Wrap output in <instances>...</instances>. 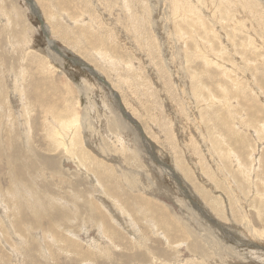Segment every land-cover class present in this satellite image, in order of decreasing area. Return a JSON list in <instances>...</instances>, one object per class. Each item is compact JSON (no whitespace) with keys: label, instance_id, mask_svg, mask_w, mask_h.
I'll list each match as a JSON object with an SVG mask.
<instances>
[{"label":"rangeland","instance_id":"374dc122","mask_svg":"<svg viewBox=\"0 0 264 264\" xmlns=\"http://www.w3.org/2000/svg\"><path fill=\"white\" fill-rule=\"evenodd\" d=\"M184 1L0 0V264H264V0Z\"/></svg>","mask_w":264,"mask_h":264},{"label":"bare ground","instance_id":"6f19581e","mask_svg":"<svg viewBox=\"0 0 264 264\" xmlns=\"http://www.w3.org/2000/svg\"><path fill=\"white\" fill-rule=\"evenodd\" d=\"M173 1H174V0H173ZM175 1H176V0H175ZM183 1H184V0H183ZM199 1H200V0H199ZM237 1H239V3L242 2V6H240L239 3H233L231 0H221L220 3H219L218 8H219V9L221 8V10H222V12H223V11H224V7H225V6L223 5V3H224V4L227 3L228 6H231V5H232V6L235 8V11L237 10V8H239V6H240L241 8H243V9H246L244 6H246V7L248 6V7H251L250 9H251V12H252V8L254 7V3H253L254 0H245V1H244V0H237ZM237 1H236V2H237ZM262 1H263V0H262ZM184 2H185V1H184ZM181 3H182V2H181ZM244 4H245V5H244ZM37 5H38V4H37ZM96 5H97V4H96ZM176 5H177V4H176ZM182 5H183V4H182ZM182 5H181V6H182ZM250 5H251V6H250ZM117 6H118V4H117ZM122 6H123V5H122ZM181 6H180V7H181ZM183 6H184V5H183ZM183 6H182V8H183ZM186 6H187V11H188V10H191V11H190V12H191V15H189L190 13H189V14L187 13V17L191 16L192 19H193L194 17H193L192 15L195 14V12H196V7H195L192 3H191V4H188V5H186ZM100 7H101V6H100ZM128 7H129V6H128ZM178 7H179V6H178ZM178 7H176V9H177ZM208 7H209V6H208ZM216 8H217V7H216ZM126 9H127V8H126ZM129 10H130V9H129ZM185 10H186V9H185ZM203 10H204V9H203ZM215 10L218 11L217 9H215ZM253 10H254V9H253ZM172 11H173V10H172ZM177 11H178V10H177ZM181 11H182V9H181ZM181 11H180V12H181ZM187 11H186V12H187ZM201 11H202V10H201ZM212 11H213V10H212ZM216 11H215V12H216ZM241 11H243V10H241ZM175 12H176V11H175ZM175 12H174V13H175ZM182 12H183V11H182ZM182 12H181V13H182ZM177 13H178V12H177ZM213 13H214V12H213ZM214 14H215V13H214ZM214 14H213V17H214ZM90 15H91V14H90ZM184 15H185V13H184ZM227 15H228V14H227ZM234 15H235V14H234ZM181 16H182V14H181ZM185 16H186V15H185ZM216 16H219V15L217 14V15H215V17H216ZM183 17H184V16H183ZM209 17H210V16H209ZM234 17H235V16H234ZM236 17H237V16H236ZM184 18H185V17H184ZM189 18H190V17H189ZM254 18H255V17H254ZM187 19H188V18H187ZM216 19H217V18H216ZM255 19H256V18H255ZM262 19H263V18H262ZM262 19H261V20H262ZM184 20H185V19H184ZM193 20H194V19H193ZM222 20H223V19H222ZM237 20H238V19H237ZM238 21H239V20H238ZM255 21H256V20H255ZM240 22H241V21H240ZM240 22H239V23H240ZM95 23H96V22H95ZM102 23H103V22H102ZM111 23H112V22H111ZM243 23H244V22H243ZM113 26H114V25H113ZM188 26H189V25H188ZM179 27H180V26H179ZM184 27H185V26H184ZM93 28H94V27H93ZM113 31H114V30H113ZM118 32H119V31H118ZM143 33H144V32H143ZM113 34H114V33H113ZM110 36H111V35H110ZM113 36H114V35H113ZM189 37H190V36H189ZM112 38H113V37H112ZM112 38H111V40H112ZM205 40H206V39H205ZM112 41H113V40H112ZM96 42H97V41H96ZM200 44H201V43H200ZM223 44H224V43H223ZM191 47H192V46H191ZM191 47L189 46L188 48H191ZM120 50H121V49H120ZM204 50H205V49H204ZM230 51H231V50H230ZM99 53H100V50H99ZM202 54H203V53H202ZM202 54H201V55H202ZM102 56H103V54H102ZM180 56H181V55H180ZM190 56H191V55H190ZM190 56H189V57H190ZM186 58H187V57H186ZM102 59H103V57H102ZM240 59H241V58H240ZM209 62H211V61H208V64H209ZM217 63H218V62H217ZM98 66H99V65H98ZM236 66H237V65H236ZM238 66H240V65H238ZM219 67H221V66H219ZM252 67H253V66H252ZM224 69H225V68H224ZM241 69H243V68H241ZM241 69H237V71H238V70H241ZM208 70H209V69H208ZM233 71H234V70H233ZM233 71H232V72H233ZM209 72H210V71H209ZM243 72H244V71H243ZM246 72H247V71H246ZM42 73H43V72H42ZM52 73H53V72H52ZM224 73H225L226 76L224 75ZM230 73H231V72H230ZM239 73H240V72H239ZM241 73H242V72H241ZM43 74H44V73H43ZM221 74L225 76V77H223V78H229V79H231V81H232L233 83L236 82V83L238 84L239 79H236V77H235V79L231 78V76H230V75H227V72H226V71H223V69H222V73H221ZM228 74H229V72H228ZM246 74H247V73H246ZM52 75H53V74H52ZM222 75H221V76H222ZM233 75H235V74H233ZM209 76H210V75H209ZM57 82H58V80H57ZM240 82H241V81H240ZM222 83H223V82H222ZM248 83H249V82H248ZM248 83H246V84H248ZM237 84H236V85H237ZM241 84H242V82H241ZM242 85H243V84H242ZM260 85H261V84H260ZM222 86H223V85H222ZM181 87H182V86H181ZM237 87H239V85H237ZM242 87H243V86H242ZM228 90H229V89H228ZM226 91H227V90H226ZM243 91H244V90H243ZM191 93H192V91H191ZM216 93H217V92H216ZM225 93H226V92L223 90V94H222V95H223V96L225 97V99H226V103L223 102V105L227 104V106L231 107V106H232V99H233V97L230 95V93H229L230 96H228V95L225 94ZM183 94H184V92H183ZM183 94H182V96H183ZM211 95H213L215 98H218V99H221V98H222V97H220V96H217V95L214 94L213 92H210V96H211ZM220 95H221V94H220ZM185 96H186V95H185ZM185 96H184V98H185ZM198 96H199V95H198ZM235 96H236V95H235ZM238 96H239V95H238ZM244 98H245V97H244ZM246 98H247V97H246ZM203 99H204V98H203ZM211 99H212V98H211ZM69 100H70V99H69ZM234 100H235V99H234ZM184 101H185V100H184ZM219 101L222 102L223 99H221V100H219ZM235 101H236V100H235ZM238 101H239V100H238ZM37 102H38V101H36V100H34V99L31 101V103H32V104H35V105L38 104ZM185 102H186V101H185ZM217 102H218V101H217ZM28 104H29V103H28ZM238 104H240V103H238ZM186 105H188L187 102H186ZM189 105H190V104H189ZM218 105H219V104H218ZM30 106H31V105H30ZM37 106H38V105H37ZM209 106H210V105H209ZM213 106H214V105H213ZM215 106H216V105H215ZM215 106H214V107H215ZM188 107H189V106H188ZM221 107H222V106H221ZM229 107H228V108H229ZM209 108H210V107H209ZM226 109H227V108H226ZM231 109H232V108H231ZM69 110H70V109H69ZM211 110H212V109H211ZM223 110H224V109H223ZM229 110H230V109H229ZM229 110H228V111H229ZM48 111H49V110H48ZM46 112H47V111H46ZM50 112H51V111H50ZM65 112H66V111H65ZM210 112H211V111H210ZM214 112H215V110H214ZM226 112H227V111H226ZM243 112H244V111H243ZM258 112H259V111H258ZM230 113H231V112H230ZM230 113H229V114H230ZM49 114H50V113H49ZM70 114H71V113H70ZM204 114H205V113H204ZM223 114H224V113H223ZM236 114H237V113H236ZM241 114H242V113H241ZM207 115H208V114H207ZM212 115H213V114H212ZM230 115H231V114H230ZM68 116H70V115L68 114ZM71 117H72V116H71ZM65 118H66V116H65ZM44 119H45V118H44ZM75 119H76V118H75ZM75 119H74V120H75ZM213 119H214V118H213ZM214 120H215V119H214ZM44 121H45V120H44ZM75 121H76V120H75ZM196 122H197V121H196ZM44 123H45V122H44ZM200 123H201V122H200ZM77 124H78V123H77ZM75 125H76V124H75ZM75 125H73V127H74ZM205 125H206V123H205ZM243 125H244V124H243ZM43 126H44V124H43ZM66 126H67V125H66ZM196 126H197V124H196ZM245 126H246V125H245ZM69 127H70V126H69ZM73 127H72V128L70 127V128L73 130ZM240 127H241V126H240ZM250 127H251V125H250ZM260 127L264 129V125H263V126H260ZM45 128H46V127H45ZM80 128H81V127H80ZM36 129H37V128H36ZM82 129H83V128H82ZM238 129H239V128H238ZM224 130H225V129H224ZM230 130H231V129H230ZM253 130H254V129H253ZM67 131H68V130H67ZM55 132H56V131H55ZM69 133H70V132H69ZM73 133H74V132H73ZM73 133H72V134H73ZM76 133H77V132H76ZM78 134H79V133H78ZM228 134H229V133H228ZM257 134H258V133H257ZM74 135H75V133H74ZM219 135L221 136V138L224 137V136L221 135V133H219ZM60 136H61V134H60ZM62 136H64V135H62ZM202 136H203V135H202ZM208 136H209V135H208ZM67 137H68V136H67ZM71 137H72V136H71ZM206 137H207V136H206ZM70 139H71V138H70ZM72 139H74V136L72 137ZM120 139H121V138H120ZM205 139H206V138H205ZM74 140H75V139H74ZM68 141H69V140H68ZM135 141H136V140H135ZM61 142H62V140H61ZM63 142H64V141H63ZM63 142H62V143H63ZM72 142H74V141H72ZM82 142H83V144L86 143L84 140H83ZM84 142H85V143H84ZM89 142H90V141H89ZM118 142H119V141H118ZM120 142H121V141H120ZM123 142H124V141H123ZM207 142H208V141H207ZM49 143H50V142H49ZM66 143H67V142H66ZM69 143H71V142L69 141ZM69 143H68V144H69ZM74 143H75V142H74ZM64 144H65V143H64ZM68 144H67V146H68ZM8 145H9V144L7 143L6 146L8 147ZM62 145H63V144H62ZM218 145H219V144H218ZM71 146H72V145H71ZM74 146H75V145H74ZM86 148H87V147H86ZM209 148H210V147H209ZM30 149H31V148H30ZM34 149H35V148H34ZM88 149H89V148H88ZM78 150H79V149H78ZM28 151H29V149H28ZM81 151H82V150H81ZM84 151H86V149H85ZM230 151H231V150H230ZM45 152H46V151H45ZM89 152H91V151L89 150ZM235 152H236V151H235ZM32 153H33V152H32ZM91 153H92V152H91ZM217 153H218V152H217ZM34 154H35V153H34ZM92 154H93V153H92ZM15 155H16V154H15ZM102 155H103V153H102ZM14 157H15V156H14ZM212 157H213V156H212ZM216 157H217V156H216ZM15 158H16V157H15ZM17 158H18V156H17ZM99 159H100V158H99ZM235 159H236V158H235ZM97 160H98V159H97ZM103 160H104V159H103ZM216 160H217V159H216ZM261 160H262V158H261ZM47 161H48V162H47ZM94 161H96V160L94 159ZM218 161H219V160H218ZM45 162L51 164V162H54V160H52V158H51V159L48 158V159H46ZM103 162H104V161H103ZM219 162H220V161H219ZM263 162H264V157H263ZM82 163H83V162H82ZM244 164L246 165V163H244ZM260 164H261V163H260ZM51 165H52V164H51ZM55 165H56V164H55ZM99 165H100V164H99ZM219 165H221V164H219ZM53 166H54V165H53ZM206 166H207V165H206ZM253 166H254V165H253ZM203 167H204V166H203ZM217 167H218V166H217ZM50 168H52V166H51ZM207 168H208V167H207ZM251 168H252V167H251ZM82 169H83V168H82ZM91 169H92V168H91ZM211 169H212V168H211ZM216 169H217V168H216ZM220 169H222V168H220ZM223 169H224V166H223ZM223 169H222V170H223ZM253 169H254V168H253ZM262 169H263V168H262ZM19 170H20V171H24V170H22V169H18V171H19ZM83 170H84V169H83ZM172 170H173V169H172ZM214 170H215V169H214ZM218 170H219V169H218ZM224 170H225V169H224ZM241 170H243V169H241ZM225 171H226V170H225ZM243 171H244V170H243ZM248 171H249V170H248ZM220 172H222V171L220 170ZM220 172H219V173H220ZM223 172H224V171H223ZM263 172H264V170H263ZM22 173H23V172H22ZM177 173H178V172H177ZM224 173H225V172H224ZM224 173H223V175H224ZM231 173H232V172H231ZM241 173H242V171H241ZM25 174H26V173H25ZM178 174H179V173H178ZM228 174H229V172H228ZM255 174H256V176H257L258 178H260L261 173H258V171H257ZM23 175H24V174H23ZM205 175H206V174H205ZM220 175H222V174H220ZM220 175H219V176H220ZM55 176H57V175H55ZM73 176H74V175H73ZM97 176L99 177V180H98V181L100 182V180H102V177H101L99 174H98ZM177 176H178V175H177ZM183 176H184V175H183ZM207 176H208V175H207ZM246 176H247V175H246ZM180 177H181V176H180ZM224 177H225V176H224ZM226 177H228V176H226ZM230 177H231V176H230ZM263 178H264V177H263ZM190 179H191V178H190ZM260 179H262V178H260ZM68 180H69V179H68ZM126 180H127V179H126ZM180 180H182V179H180ZM226 180H227V178H226ZM226 180H225V181H226ZM228 180H229V179H228ZM228 180H227V181H228ZM231 180H232V179H231ZM102 182H103V181H101V183H102ZM228 182H229V181H228ZM60 183H61V182H60ZM230 183H232V182H230ZM230 183H229V184H230ZM112 184H113V183H112ZM114 184H115V183H114ZM234 184L236 185V183H233V186H234ZM98 185H99V184H98ZM101 185H102V184H101ZM226 185H227V183H226ZM99 186H100V185H99ZM99 186H98V187H99ZM238 186H239V184H238ZM240 187H241V186H239L238 188L240 189ZM114 188H115V187H114ZM228 188H230V187H228ZM232 188H233V187H232ZM238 188H235V187H234V190H235V189H238ZM108 189H109V188H108ZM116 189H117V188H116ZM242 189H244V187H242ZM113 190H114V189H113ZM166 190H167V189H166ZM259 190H260V189H259ZM103 191H104V190H103ZM182 191H183V190H182ZM230 191H232V189H231ZM236 191H238V190H236ZM239 191H241V189H240ZM47 192H49V191H47ZM30 193H31V192H30ZM32 193H33V192H32ZM103 193H104V192H103ZM230 193H231V192H230ZM232 193H233V192H232ZM249 193H250V192H249ZM35 194H36V193H35ZM41 194L43 195L42 192H41ZM196 194H197V193H196ZM234 194H236V193H234ZM14 195H15V194H14ZM31 195H32V194H31ZM104 195H105V194H104ZM197 195H198V194H197ZM239 195H241V194H239ZM29 196H30V195H29ZM33 196H34V195H33ZM102 196H103V195H102ZM111 196H112V195H111ZM224 196H225V195H224ZM242 196H243V195H242ZM30 197H31V196H30ZM44 197H45V196H44ZM49 197H50V196H49ZM141 197H142V196H141ZM233 197H234V196H233ZM0 198H1V197H0ZM28 198H29V197H28ZM81 198H82V197H81ZM103 198H104V197H103ZM103 198H101V199H103ZM142 198H143L142 201H144V205L148 207V208L146 209V213H150V214L152 215L153 218H155V219L158 220V221L160 220V221H159L160 223L163 222V221H164L163 216H159V215H157V217H156V216H155L156 213H154V212H155V208L151 207V206L147 203V201L145 202V200H146V199H145V196H143ZM234 198H235V197H234ZM236 198H237V197H236ZM240 198H242V197H240ZM240 198H239V199H240ZM3 199H4V198H3ZM36 199H37V198H36ZM51 199H52V198H51ZM147 199H150V198H147ZM244 199H246V198H244ZM105 200H106V199H105ZM62 201H63V200H62ZM88 201H89V200H88ZM103 201H104V200H103ZM152 201H153V200H152ZM240 201H241V199H240ZM19 202H20V201H19ZM32 202L36 203L35 200L32 201ZM243 202H244V201H243ZM3 203H4V202H3ZM42 203H43V202H42ZM157 203H158V202H157ZM105 204H106V202L104 203V205H105ZM243 204H244V203H243ZM70 205H71V204H70ZM181 205H182V204H181ZM2 206H3V204H2ZM14 206H15V205H14ZM18 207H19V206H18ZM20 207H21V206H20ZM111 207H112V206H111ZM260 207H261V206H260ZM14 208H15V207H14ZM92 208H93V207H92ZM92 208H91V209H92ZM107 208H108V207H107ZM107 208H106V209H107ZM141 208H143V203H142ZM12 209H13V208H12ZM239 209H240V208H239ZM93 210H94V209H93ZM74 211H75V210H74ZM91 211H92V210H91ZM95 211H97V209H96ZM95 211H94V212H95ZM206 211H207V210H206ZM97 212H98V211H97ZM217 212H218V214L221 215V216H223V214H224L222 209H218ZM245 212H246V211H245ZM245 212H244V213H245ZM89 213H90V211H89ZM92 213H93V212H91V214H92ZM129 213H130V212H129ZM244 213L242 214L243 217L245 216ZM227 214H228V213H227ZM229 214H230V213H229ZM125 215H126V214H125ZM229 216H230V215H229ZM236 216H237V215H236ZM236 216H235V217H236ZM36 217H38V216L36 215ZM240 217H241V216H240ZM43 218H44V217H43ZM43 218H42V219H43ZM127 218H128V217H127ZM149 218H150V217H149ZM149 218H148V219H149ZM244 218H245V217H244ZM244 218H242V219H244ZM246 218H247V216H246ZM246 218H245V219H246ZM115 219H116V218H115ZM129 219H131V218H129ZM146 219H147V217H146ZM102 220H103V222H104V219H102ZM131 220H132V219H131ZM219 220H220V219H219ZM222 220L225 221L224 219H222ZM228 220H229V219H228ZM240 220H241V219H240ZM249 220H251V218H250ZM24 221H25V219H24ZM26 221H27V220H26ZM36 221H37V220H36ZM36 221H35V222H36ZM150 221H151V220H150ZM154 221H155V220H154ZM165 221H169V219L166 218ZM226 221H227V220H226ZM28 222H30V221H28ZM32 222H33V221H32ZM32 222H31V223H32ZM56 222H58V221L56 220ZM98 222H101V221L99 220ZM103 222H102V223H103ZM133 222H134V221H133ZM147 222H148V221H147ZM152 222H153V221H152ZM155 222H156V221H155ZM220 222L222 223V221H220ZM104 223H105V222H104ZM104 223H103V224H104ZM34 224H35V223H34ZM99 224H101V223H99ZM156 224H157V223H156ZM174 224H175V223H174ZM223 224H224V223H223ZM226 224H227V223H226ZM54 225H55V224H54ZM59 225H60V223H59ZM158 225H159V224H158ZM217 225H218V223H217ZM98 226H99V225H98ZM101 226H103V225H101ZM122 227H123V226H122ZM122 227H121V228H122ZM125 227H126V226H125ZM127 227H128V229H129V226H127ZM127 227H126V228H127ZM22 228H23V227H22ZM57 228H58V227H57ZM126 228H125V229H126ZM155 228H156V227H155ZM170 228H171V227H170ZM132 229H135V228H132ZM158 229H159V228H158ZM167 229H168V228H167ZM172 229H173V228H172ZM98 230H99V229H98ZM252 230H253V228H252ZM129 231H131V230H129ZM156 231H158V233H159V230L156 229ZM103 232H104V231H103ZM141 232H142V231H141ZM250 232H251V231H250ZM252 232H254V231H252ZM262 232H263V230H261L260 232H258V230H256V233H255V232H254V233H255V235H257V234H262ZM134 233H135V232H134ZM174 233H175V232H174ZM75 234H76V232H75ZM129 234H130V233H129ZM176 234H177V232H176ZM107 235H108V234H107ZM107 235H106V236H107ZM135 235H136V234H135ZM139 235H140V234H139ZM167 235H168V234H167ZM172 235H173V233H172ZM212 235H213V234H212ZM255 235H254V236H255ZM52 236H53V235H52ZM95 236H96V235H95ZM145 236H146V235H145ZM170 236H171V235H170ZM175 236H176V235H175ZM177 236H178V235H177ZM257 236H258V235H257ZM103 237H104V236H103ZM107 237H108V236H107ZM178 237H179V236H178ZM201 237H202V236H201ZM258 237H259V236H258ZM139 239H140V238H139ZM141 239H142V238H141ZM174 239H175V238L173 237V240H174ZM248 239H249V238H248ZM257 239H258V238H257ZM259 239H261V237H259ZM12 240H13V239H12ZM177 240H178V238H177ZM150 241H151V240H150ZM203 241H204V239H203ZM172 242H173V241H172ZM175 242H176V241H175ZM196 242H197V240H196ZM196 242H195V243H196ZM242 243H243V242H242ZM262 243H263V242H262ZM182 244H183V243H182ZM30 245H31V244H30ZM179 245H180V244H179ZM194 246H195V245H194ZM14 247H15V246H14ZM14 247H13V248H14ZM32 248H33V247H32ZM47 248H48V247H47ZM199 248L201 249V246H199ZM214 248H215V247H214ZM14 249H15V248H14ZM105 249H106V248H105ZM32 250H33V249H32ZM204 251H205V250H204ZM261 251H262V250H261ZM14 252H15V250H14ZM31 252H32V251H31ZM15 253H17V252H15ZM18 253H19V252H18ZM137 253H138V252H137ZM46 254H48V253L46 252ZM18 255H19V254H18ZM33 255H34V254H33ZM15 256H16V254H15ZM15 256H14V258H15ZM31 256H32V255H31ZM238 256H239V255H238ZM3 257H4V256H3ZM16 257H17V256H16ZM34 257H35V256H34ZM250 257H252V256H250ZM260 258H261V257H260ZM35 260H36V259H35ZM34 262H35V261H34ZM169 264H170V263H169Z\"/></svg>","mask_w":264,"mask_h":264}]
</instances>
